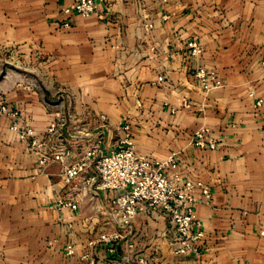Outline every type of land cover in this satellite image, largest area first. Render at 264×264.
I'll return each instance as SVG.
<instances>
[{
	"label": "crops",
	"instance_id": "1",
	"mask_svg": "<svg viewBox=\"0 0 264 264\" xmlns=\"http://www.w3.org/2000/svg\"><path fill=\"white\" fill-rule=\"evenodd\" d=\"M72 1L0 0V56L35 66L49 91L31 78L0 81L19 110L0 114V264H91L81 257L90 249L94 264H109L128 250L124 240L115 252L88 246L113 226L106 192L61 208L62 163L41 167L11 127L17 121L42 131L62 113L92 127L100 112L112 123L106 150L129 121L138 153L161 161L173 155L169 172L201 178L212 191L196 203L205 231L198 253H174L163 236L166 220L139 214L135 258L264 264V0H97L100 11L90 16L64 12ZM193 38L201 54L190 53ZM200 65L222 84L205 90L194 73ZM201 127L214 148L193 142Z\"/></svg>",
	"mask_w": 264,
	"mask_h": 264
},
{
	"label": "built area",
	"instance_id": "2",
	"mask_svg": "<svg viewBox=\"0 0 264 264\" xmlns=\"http://www.w3.org/2000/svg\"><path fill=\"white\" fill-rule=\"evenodd\" d=\"M160 1L165 3L168 0ZM63 11L69 15L90 16L100 10L97 0H73L63 7ZM148 26L152 27L153 23L149 21ZM187 47L191 54L203 52L201 43L195 38L187 42ZM194 73L205 90L222 84L216 72L207 70L205 65H200ZM165 79L166 76L160 74L157 82L162 83ZM184 104L190 105L189 102ZM0 114L10 117L19 114L1 88ZM94 120L95 126L90 127L62 113L42 131L30 124L19 125L17 121L11 127L17 130L28 151L36 155L41 167L51 162L62 163L64 186L57 198L61 208L78 209L82 199L94 201L102 191L106 192L113 226L100 230L97 236L89 239L88 246L101 243L107 245L110 252H115L120 241L124 240L128 250L121 256L110 258L109 264L148 263L145 255L135 258L134 253L133 223L139 214L166 220L169 229L166 228L163 236L168 238L174 253H198L205 231L201 220L195 216V208L198 201L210 200V186L201 178L184 179L178 173L169 172L167 163L175 161L173 155L167 161H161L138 153L129 121L117 126V143L106 150L105 130L112 124L111 119L107 113L100 112L95 114ZM209 133L207 127L198 128L193 134L195 145L214 148L217 144L210 139ZM261 232L264 234V230ZM65 249L67 253H73L74 244H68ZM81 257L94 264L91 249Z\"/></svg>",
	"mask_w": 264,
	"mask_h": 264
},
{
	"label": "rangeland",
	"instance_id": "3",
	"mask_svg": "<svg viewBox=\"0 0 264 264\" xmlns=\"http://www.w3.org/2000/svg\"><path fill=\"white\" fill-rule=\"evenodd\" d=\"M0 57V81L7 78V75L14 80L17 78H21L24 80L27 78H31L37 86L44 87L47 93H49L47 85L44 83V76L36 69L35 66L24 67L22 65L20 56H10V54L3 53ZM4 72L5 74L1 76Z\"/></svg>",
	"mask_w": 264,
	"mask_h": 264
},
{
	"label": "water",
	"instance_id": "4",
	"mask_svg": "<svg viewBox=\"0 0 264 264\" xmlns=\"http://www.w3.org/2000/svg\"><path fill=\"white\" fill-rule=\"evenodd\" d=\"M4 74H5V72L1 76H3Z\"/></svg>",
	"mask_w": 264,
	"mask_h": 264
}]
</instances>
